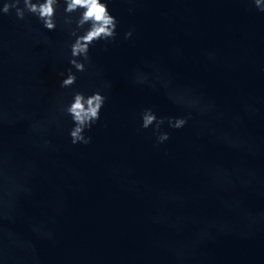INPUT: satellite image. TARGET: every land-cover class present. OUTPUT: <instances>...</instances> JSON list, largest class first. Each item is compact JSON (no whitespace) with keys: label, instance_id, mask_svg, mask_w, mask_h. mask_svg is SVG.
Instances as JSON below:
<instances>
[{"label":"water","instance_id":"1","mask_svg":"<svg viewBox=\"0 0 264 264\" xmlns=\"http://www.w3.org/2000/svg\"><path fill=\"white\" fill-rule=\"evenodd\" d=\"M110 10L118 36L90 50L73 89L108 97L88 146L71 145L67 122L30 127L65 92L62 10L55 31L0 17V193L13 181L27 189L0 219V264H264V13L251 0H114ZM149 65L215 105L179 131L165 126L159 148L140 110L185 113L162 89L133 84Z\"/></svg>","mask_w":264,"mask_h":264},{"label":"clouds","instance_id":"2","mask_svg":"<svg viewBox=\"0 0 264 264\" xmlns=\"http://www.w3.org/2000/svg\"><path fill=\"white\" fill-rule=\"evenodd\" d=\"M114 0H0V17L10 15L13 11L17 20L23 21L32 16L47 31H55L58 28L57 12H63V30L67 34L68 42L65 45L66 57L70 67L66 71L56 73L59 79V88L65 90L64 94L55 102L50 113L42 120L30 123L31 131L38 134L46 133L52 126L62 130L63 123L67 122V137L72 146H88L92 143L89 133L101 120L102 110L107 103L108 97L104 89L99 88L92 92L84 90H73L78 80V73L82 74L88 70L91 64L90 50L97 44L107 46L114 42L118 36L119 21L110 10ZM134 5V0H128ZM256 10L264 13V0H251ZM133 8H129V12ZM135 29L124 33V40L133 37ZM43 43L48 44L45 39ZM2 46V45H0ZM210 60L214 59L208 54ZM150 71L137 70L133 75V84L147 87L150 90H163L168 100L184 111L180 117L162 116L152 107L142 108L138 114L140 130L151 131L155 139L154 147L170 140L168 129L179 131L185 128L194 114L205 117L215 112V105L206 101L196 94L191 88H178L174 86L172 78L154 65H149ZM246 111L254 112L255 109L246 106ZM220 117L223 113L219 114ZM21 119L31 120L30 117L21 116ZM236 122L240 117L236 116ZM3 115L0 114V121ZM9 123H14L10 121ZM104 127H107L105 124ZM215 134V130H212ZM221 139L230 147L240 148L241 142L233 140L224 135ZM41 147L45 150H55L50 140H45ZM3 162L0 161V164ZM2 175V171H0ZM7 180V178H5ZM27 192V189L14 181L10 188L5 187L0 193V219L7 218V213L14 208L15 198L19 193ZM33 231L43 238L52 239L51 232L41 233L39 228ZM2 235V231H0ZM10 240L14 239L12 233H8ZM203 235H207L204 233Z\"/></svg>","mask_w":264,"mask_h":264}]
</instances>
